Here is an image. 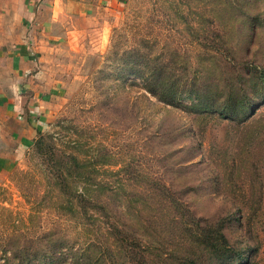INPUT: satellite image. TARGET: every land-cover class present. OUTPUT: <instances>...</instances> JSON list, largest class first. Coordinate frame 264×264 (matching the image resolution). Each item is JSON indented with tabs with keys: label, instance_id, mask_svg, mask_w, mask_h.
Masks as SVG:
<instances>
[{
	"label": "rangeland",
	"instance_id": "1",
	"mask_svg": "<svg viewBox=\"0 0 264 264\" xmlns=\"http://www.w3.org/2000/svg\"><path fill=\"white\" fill-rule=\"evenodd\" d=\"M92 29L61 52L48 127L0 175V264L95 254L93 223L68 202L84 183L68 178L67 195L55 155L156 193L157 227H139L154 264H264V0H117ZM139 55L167 66L179 100L131 73Z\"/></svg>",
	"mask_w": 264,
	"mask_h": 264
},
{
	"label": "crops",
	"instance_id": "2",
	"mask_svg": "<svg viewBox=\"0 0 264 264\" xmlns=\"http://www.w3.org/2000/svg\"><path fill=\"white\" fill-rule=\"evenodd\" d=\"M117 0H0V175L48 127L56 66L66 47L101 29Z\"/></svg>",
	"mask_w": 264,
	"mask_h": 264
},
{
	"label": "trees",
	"instance_id": "3",
	"mask_svg": "<svg viewBox=\"0 0 264 264\" xmlns=\"http://www.w3.org/2000/svg\"><path fill=\"white\" fill-rule=\"evenodd\" d=\"M132 60L130 65L134 66L138 72H131L134 70L130 72L132 74H145L142 75V80L166 97V99H162L164 103L171 104L176 99H180L181 96L175 90L174 82L158 75L160 72L167 70V66H157L153 59L149 61L145 55L142 57L139 55L138 58ZM150 92L154 93L151 90ZM197 95L201 99V95ZM225 114L227 116L232 115L231 111L221 112V115ZM56 156L50 158V166L59 174L58 179L65 188L63 191L67 195H71L72 192L68 178H80L82 180L79 182L84 183L83 190L75 192L73 197L68 199V202L80 211L81 218H89L94 225L96 232L94 240L96 241L91 242L87 249L95 254H93V257L84 255L88 257L87 264H154V260L157 258L154 252L156 243L152 239H144L143 232H140L139 227L146 226L154 231L153 226L156 225L155 223L158 224L159 215L156 212L159 211V204L156 193L143 189L130 190L128 187L132 184L129 185L128 182L131 179L98 174L92 168V165H88L85 161H79L76 156L70 157L69 162L67 161L65 164L62 163V158H55ZM64 168L68 173H63ZM73 170H77L79 173L76 175L69 173ZM125 184L128 187H125ZM146 213L149 218H146ZM182 219L172 218L166 223V229L174 228V231L176 227L172 223L177 221L179 225L181 221L185 230L186 226ZM170 221L173 228H171ZM160 227L162 228V225ZM182 232H193L191 235L195 237L196 242L201 243L203 241L198 238V232L192 230ZM112 239H114V242H112ZM56 242L59 243L60 241ZM147 255H151L153 259H148ZM187 261L188 264H197L194 259H188ZM52 262L50 264H58V260Z\"/></svg>",
	"mask_w": 264,
	"mask_h": 264
}]
</instances>
